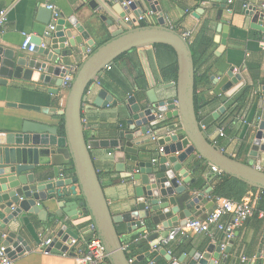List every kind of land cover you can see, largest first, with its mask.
Returning <instances> with one entry per match:
<instances>
[{
    "label": "water",
    "instance_id": "95a60500",
    "mask_svg": "<svg viewBox=\"0 0 264 264\" xmlns=\"http://www.w3.org/2000/svg\"><path fill=\"white\" fill-rule=\"evenodd\" d=\"M88 7L90 14L85 25L72 16L60 19L55 33L50 36H33V53L28 52L31 45L25 51L0 45L2 85H7L9 80H24L47 87L54 81L55 87L49 88L48 93L57 96L64 77L73 67H78L63 110L43 111L38 107L9 104V107L28 111L57 113L63 120L58 125L26 120L17 132L0 131V243L7 247L13 260L31 252L25 239L11 228V223L18 221L23 214L37 216L41 222L47 223L49 212L46 203L53 201L73 222L81 215L90 217L105 248L108 264H139L150 256H139L130 263L119 231L122 224L129 232L142 230L145 221L149 220L158 228L148 237L151 249H158L152 264L161 259L168 264L225 263L224 255L230 254L233 240L223 248L224 236L217 243L208 241L201 250L192 245L190 252H187L188 245L178 247L175 254L169 246L163 245L174 227L201 219L205 213L211 214L216 208L214 202L208 199L213 189L209 184L196 189L201 179L193 178L188 168L199 171L202 164H207L217 171L210 184L220 176H228L263 193L264 170L225 154L202 129L196 109V69L191 43L184 34L168 25L159 0H90ZM212 9L218 12L209 21L220 23L224 11L228 9L227 0L201 2L200 9L193 16L200 19L205 10ZM44 11L48 17L40 22L49 26L53 11L47 8ZM149 11L158 15L157 22L137 25L136 19ZM39 13L42 15L43 11L39 10ZM130 14L135 19L126 22ZM245 15L251 21V29L264 33V1L259 9L253 6ZM99 22L110 27L116 24L120 29L98 46L93 35L99 31ZM216 29L221 36L214 38L218 45L214 55L221 58L228 46L229 28L218 24ZM158 45L167 46L175 52L177 80L165 86V89L175 88V96L165 95L158 99L153 89L142 97H128L124 104L128 117L126 129L118 131L116 138H111L114 132L108 131L104 139L95 138L93 134L89 140L83 114L84 105L90 103V91L96 84H101L105 71L116 66L121 57ZM89 49L92 52L82 60ZM223 74L217 73L211 81L217 83ZM226 76L235 87L227 95L231 99L243 91L244 81L235 68H231ZM150 84L153 85V82ZM104 97L106 100L102 102ZM112 101L113 97L103 89L94 104L106 107ZM259 109L264 110V101L259 103ZM225 111L226 108L221 107L213 117L218 120ZM160 115H164L163 122L157 120ZM161 124L165 131L157 143L163 152L150 160L152 155L147 148L151 143L149 129L155 132ZM61 126L64 134L61 133ZM245 141L250 146V157L256 158L259 152L264 153V113L256 132L248 133ZM98 149H103L113 158L119 171H129V178L136 185V202L122 215L112 213L102 187L92 155V151ZM68 173L71 175L63 179L62 175ZM205 197L208 203L201 208ZM65 200L69 202L65 203ZM261 207L262 201L259 200L257 210ZM172 219L176 222L175 226L169 222ZM55 227L48 253L77 258L75 248L80 236L62 216L57 215ZM263 247L264 241L257 258H260Z\"/></svg>",
    "mask_w": 264,
    "mask_h": 264
},
{
    "label": "crops",
    "instance_id": "0c3cea01",
    "mask_svg": "<svg viewBox=\"0 0 264 264\" xmlns=\"http://www.w3.org/2000/svg\"><path fill=\"white\" fill-rule=\"evenodd\" d=\"M159 1L168 23L181 34H190L189 41L191 44L203 28H206L207 36L213 39L214 45L208 53L210 58L213 57L208 64L214 69L210 77L219 72L224 74L217 83L212 82L210 78V86L201 83L197 91V97L201 101L197 112L201 125L206 127L204 131L207 133L209 140L214 143L217 142L218 146L223 148L224 153L234 159L240 162H249L253 166L264 170V153L259 152L256 158L250 157V146L245 141L248 133L256 132L257 118L263 116L264 113V110L259 109V103L264 101V33L251 29V21L245 15L242 1L236 2L233 6L228 5V9L224 11L220 23L209 21V18L216 17L217 10H205L200 19L193 16L196 10L200 9V3L207 0ZM262 1L264 0H246L245 2L259 9ZM89 2L90 0H0V13L4 10L8 11L6 31L0 33V45L7 49L22 50V33L43 36L48 26L42 25L40 21L42 18L48 17V14L44 11L46 3L58 8L60 19L66 20L75 16L85 25L86 18L90 14ZM39 10L43 11L42 15ZM127 18L133 20L135 16L130 14ZM218 24L229 28L228 46L221 58L214 55L215 50L218 48L214 38L217 35L221 36L216 29ZM137 25L140 24L137 23ZM119 29L116 24L110 27L106 23L99 22V31L94 33L93 39L99 46L109 40L112 33ZM83 59L84 56H82ZM176 64V55L166 49L155 47L133 51L124 55L117 61L116 66L112 67L111 70H106L104 77L101 79V84H96L90 91V103L84 105L83 124L89 140L92 139L93 134H95V138L104 139L107 137L105 134L108 131H113L114 135L111 138H116L118 131L126 129L128 117L124 104L128 97H142L146 92L153 89L158 99L165 95L168 97L175 96V88L165 89V86L176 82L177 79L167 80L165 71L176 70ZM248 64L260 65L259 80L249 72L247 69ZM231 68H235V71L239 72L244 81V88L249 89L248 95L245 97H243L242 90L233 95L231 99L227 97L231 90L235 88L226 76ZM205 70L206 67L202 68L201 72L204 73ZM150 82H153V85ZM54 87V81L47 87L24 80H9L7 85L0 83V131L17 132L21 129L23 121L26 120L47 122L52 125L61 124L63 119L57 113L45 114L42 111H28L19 107H9V104H16L38 107L43 111L48 109L63 110L67 94L62 90L57 96L49 94L48 89ZM103 89L113 97V101L106 107H97L94 103L98 100V94ZM256 91H258V95L254 94ZM104 100H106V97L102 99V102ZM221 107H225L226 111L217 120L213 116ZM220 130H224V138L219 136ZM164 131V126L161 124L158 130L151 132V135L149 133L148 137L154 135L159 138ZM147 148L152 155L149 158L150 160L160 152L157 142L151 141ZM92 155L112 213L119 216L128 212L130 206L136 202V185L129 178V171L126 173L119 171L113 158L106 154L103 149L93 150ZM188 171L192 172L193 178L206 180V185L209 184L212 189L217 184L216 181L210 184V174L214 176L215 173L212 167L207 164H202L199 171H195L193 167H189ZM64 176L65 178L68 177L67 174H64ZM198 184L196 189L199 190L201 188H198ZM252 195L262 200L263 194L251 188L242 200L248 199ZM64 202L69 201L65 200ZM207 203L205 197L200 207L206 206ZM46 207L49 212L47 223L41 222L37 216L25 214L18 221H12L11 228L19 233L25 239L27 246L31 248V252L18 257L13 264H76L77 258L85 248V241L89 239L86 230L87 217L81 215L79 220L73 222L66 214H63V210L59 209L56 202H48ZM263 207L264 202H262L261 211L264 210ZM192 212L195 213L196 210L193 209ZM57 215L62 216L66 224L80 236V241L75 248L77 258L67 255L44 254L40 250L41 239L39 235L42 233L48 239L54 238ZM207 215L208 213H205L201 219L206 218ZM169 222L173 226L176 224L174 219ZM119 231L125 247H128L126 243L131 241L132 238L139 236L140 238L135 244L137 251L142 252L139 256L150 254L139 264H152L158 252L151 249V242L148 237L156 233L158 228L153 226L151 220L145 221L142 230L129 232L126 225L122 224L119 225ZM234 235L233 245L230 246V254L224 255L226 262L222 263L220 261L219 264H246L242 261L243 258L248 261L254 260L252 264L256 260H261L264 264V247L260 258H257L264 241V220L257 217L251 218ZM223 236L224 234L217 231L214 232L213 236L190 235L173 241L169 248L173 253H177V248L185 245H188L187 252L193 249L192 245L201 250L208 241L217 243ZM225 243L228 247L227 242ZM2 245L0 243V246ZM157 264L168 263L165 259H161Z\"/></svg>",
    "mask_w": 264,
    "mask_h": 264
},
{
    "label": "built area",
    "instance_id": "2783aa9c",
    "mask_svg": "<svg viewBox=\"0 0 264 264\" xmlns=\"http://www.w3.org/2000/svg\"><path fill=\"white\" fill-rule=\"evenodd\" d=\"M240 0H227V4L229 6H233L236 2ZM46 8L53 11V17L52 22L44 32L43 36H50L51 34L55 33L57 28V23L60 20V13L58 11V8L54 5H51L49 3L45 4ZM253 6L250 5L248 2H243V10L244 12L250 11ZM130 19L126 18L125 21L128 22ZM158 20V15L155 14L152 11H149L148 13L144 15H140L136 21L139 24L146 23L151 24L155 23ZM8 23V11L4 10L2 13H0V33H4L6 30V25ZM168 25L171 28H174L171 24L168 23ZM23 36V44H22V50H26L29 45H31L32 38L34 35L22 33ZM185 37L189 40L190 34H185ZM264 42V37H263ZM44 47V44L42 45ZM35 48V45H31L29 49V53H33ZM92 52L91 49L88 50L87 54L83 55L84 59L87 57L88 54ZM77 66L73 67L72 70L68 75L64 77V83L62 85V91H64L66 94L69 91V89L72 86V82L74 80V76L77 71ZM111 70V69H108ZM100 85V84H99ZM255 95H258V91L254 93ZM262 119L261 117L257 118V121L259 122ZM157 120L159 122H163L165 120L164 115L157 116ZM205 126L202 125V129L205 130ZM151 130L149 129V133L151 135ZM148 133V134H149ZM219 136L221 138L225 137L224 130H220ZM151 141L158 142L159 138H156V136L152 135L150 136ZM218 146V143L215 142ZM224 152L223 148H221ZM160 152H163L162 149H160ZM213 172H217L215 169H213ZM63 179H66L64 175H62ZM264 194L263 192H261ZM209 201H213L216 205L215 210L211 214H208L206 218L203 219H197L195 221H188L186 225L184 226H178L171 230L169 233V236L163 241L164 246H169L173 241L177 240L178 238L188 237L190 235H208L213 236L214 232H221L224 234L225 242H228L233 240L234 233L241 228L244 223L253 218L257 217L260 220H264V210H257V204L260 198L256 196H251L248 199L242 200L240 202L230 201V200H222L220 198H216L213 196L208 197ZM87 217V225L86 230L88 232V238L85 241V248L81 251V255L77 258L76 264H108L107 260V254L105 251V248L98 238L96 228L92 221L90 220L89 216ZM227 220V221H226ZM41 239L40 243V250L44 254L48 253V247L51 245L53 238L48 239L44 237L42 233L39 235ZM224 242L223 248H226V243ZM124 250L127 251V247L124 246ZM154 251H157L158 249H153ZM246 264H252L254 260L248 261L243 258L242 260ZM133 260H130V263H132ZM14 260L12 257H10L9 253L7 252V247L4 245L0 246V264H13Z\"/></svg>",
    "mask_w": 264,
    "mask_h": 264
},
{
    "label": "trees",
    "instance_id": "16d2710c",
    "mask_svg": "<svg viewBox=\"0 0 264 264\" xmlns=\"http://www.w3.org/2000/svg\"><path fill=\"white\" fill-rule=\"evenodd\" d=\"M240 1L245 2L246 0H240ZM140 25L146 26L148 24L142 23ZM213 45H214L213 39L207 36L206 28H203L201 30V32L196 37L195 41L192 42L191 44V49H192L193 59H194V64H195V69H196L195 90H196V109L197 110L199 109V105L201 102L199 98L197 97V91H198L200 84L204 83L208 86L211 85L210 76L214 69L208 64L210 63L213 57L210 58L208 56V53H209V50L213 47ZM156 47L166 49L175 55L174 50L167 46L158 45ZM204 67H206V70L204 73H202L201 71H202V68ZM247 69L253 75L254 78H256L257 80L260 79L259 78L260 77V65L248 64ZM165 74H166L167 80L177 79V69L167 70L165 71ZM248 92H249V89L244 88L242 91L243 97L248 95ZM60 130H61V133L64 134L63 126L60 127ZM67 175H71V173H68ZM210 178L212 179L213 175L210 174ZM215 181L217 182V184L213 189L212 195L213 197H216V198L240 202L250 190V187H248L247 185L239 182L238 180L230 178L228 176H220ZM205 185H206V180L201 179L198 184V188H203ZM253 190L257 191L255 189ZM261 199H262L261 201L264 202V194L262 195ZM139 238H140L139 236L134 237L132 238L131 241L126 243V246H128L126 252H127V256L129 260H134L142 253L140 250L137 251L136 246H135L136 241ZM254 264H263V263L261 260H256Z\"/></svg>",
    "mask_w": 264,
    "mask_h": 264
}]
</instances>
